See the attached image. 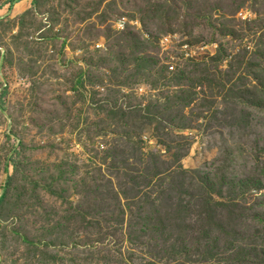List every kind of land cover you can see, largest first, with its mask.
<instances>
[{
    "label": "rangeland",
    "instance_id": "obj_1",
    "mask_svg": "<svg viewBox=\"0 0 264 264\" xmlns=\"http://www.w3.org/2000/svg\"><path fill=\"white\" fill-rule=\"evenodd\" d=\"M12 1L0 264H264V0Z\"/></svg>",
    "mask_w": 264,
    "mask_h": 264
},
{
    "label": "built area",
    "instance_id": "obj_2",
    "mask_svg": "<svg viewBox=\"0 0 264 264\" xmlns=\"http://www.w3.org/2000/svg\"><path fill=\"white\" fill-rule=\"evenodd\" d=\"M125 23H126V20L125 19H120L119 27L120 28H124L125 27Z\"/></svg>",
    "mask_w": 264,
    "mask_h": 264
},
{
    "label": "trees",
    "instance_id": "obj_3",
    "mask_svg": "<svg viewBox=\"0 0 264 264\" xmlns=\"http://www.w3.org/2000/svg\"><path fill=\"white\" fill-rule=\"evenodd\" d=\"M19 1H21V0H19ZM16 2H17L16 0L15 1H12V4L14 5Z\"/></svg>",
    "mask_w": 264,
    "mask_h": 264
}]
</instances>
